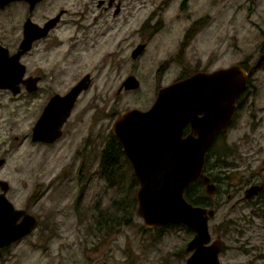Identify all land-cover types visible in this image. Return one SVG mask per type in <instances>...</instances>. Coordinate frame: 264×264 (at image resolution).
I'll list each match as a JSON object with an SVG mask.
<instances>
[{
    "label": "rangeland",
    "instance_id": "rangeland-1",
    "mask_svg": "<svg viewBox=\"0 0 264 264\" xmlns=\"http://www.w3.org/2000/svg\"><path fill=\"white\" fill-rule=\"evenodd\" d=\"M120 1L115 14L99 7L97 0H43L31 16L40 21L65 8L57 32L41 41L38 52L49 45L50 58L58 55L68 87L86 73L92 82L74 112L82 113L81 123L68 125L50 146L23 143L9 159L10 164L18 163L17 174L12 175L18 186L14 199L20 205L32 199L31 211L39 222L0 264H158L162 255L189 254L183 252L193 231L178 222L146 226L136 214L137 199L129 223L108 233L97 224L100 211L114 212L111 202L120 194L101 171L102 154L115 137L116 116L129 108H149L160 87L196 70L253 63L264 42V0ZM27 16L23 0L1 8L0 36L20 33ZM198 19H203L202 26L180 50L186 31ZM56 35L64 38L63 43L50 46ZM104 40L106 45H98ZM144 40L145 49L133 58L132 49ZM24 61L29 70L30 56ZM128 75H134L139 85L119 89ZM214 150L219 153L223 146ZM123 166L128 176L132 174L128 163ZM220 171L219 161L214 180L223 189ZM131 177L124 185L136 197L138 182L131 184ZM221 194L220 190L207 197L215 207L208 227L211 238L220 237L223 243V203L216 204Z\"/></svg>",
    "mask_w": 264,
    "mask_h": 264
},
{
    "label": "water",
    "instance_id": "water-1",
    "mask_svg": "<svg viewBox=\"0 0 264 264\" xmlns=\"http://www.w3.org/2000/svg\"><path fill=\"white\" fill-rule=\"evenodd\" d=\"M11 1L14 0H0V7ZM25 1L32 7L38 0ZM50 24L49 21L40 26L27 17L20 50L9 60L13 62H0L1 83L17 82L23 75L19 55L29 48L33 38L46 34ZM144 46V43L137 44L132 57L140 54ZM259 62L248 71L240 64L198 70L160 87L149 108L125 109L113 123V134L122 144L138 182L136 214L148 227L178 222L191 229L193 235L184 247V253H190L186 264H214L222 250L221 239L211 240L208 227L215 209L193 204L184 191L193 182H201L208 194L217 190L215 181L203 171L205 153L215 135L225 129L247 75ZM88 85L89 74L86 73L61 97L64 102L59 111L60 120L53 129L47 127L46 122L54 112L46 108L34 127L33 138L52 141L59 136L60 125L77 94ZM138 85L134 75H128L121 83L125 89ZM186 124L190 131L183 135ZM14 211L16 216L22 217L19 223L8 222L9 217L2 215L0 210V245L28 234L38 223L34 214L22 209Z\"/></svg>",
    "mask_w": 264,
    "mask_h": 264
},
{
    "label": "flooded vegetation",
    "instance_id": "flooded-vegetation-1",
    "mask_svg": "<svg viewBox=\"0 0 264 264\" xmlns=\"http://www.w3.org/2000/svg\"><path fill=\"white\" fill-rule=\"evenodd\" d=\"M42 1H36L32 7L29 6L27 1L25 2L28 5L27 17L33 22L44 26L50 21L51 24L46 34L33 38L29 48L19 55L18 62L23 64V75L18 78V81L8 80L9 83L7 84L0 82V210L2 215L9 217L7 221L13 223H19L22 218L20 215L16 216L14 210L22 209L28 213H34L31 211L32 199V202L27 200L22 205L14 199L15 193L18 192V186L15 185L12 175L17 174L18 163L10 164L9 159L12 158L13 154L16 155L18 148L23 143L50 146L61 139L66 133L68 125L74 128V122L75 125L81 123L82 113L76 115L74 112L77 110L78 103L81 102L83 92L92 82L91 74L88 73L89 85L77 94L69 114L60 125L61 133L59 136L52 141L33 138L34 127L46 108L54 112V116L47 117V120H49L46 122V126L50 129L55 127L56 122L60 120L59 111L64 102L61 97L83 77L74 78L75 81L68 87L64 84L66 71L62 69L64 66L61 65L58 55L55 54L56 57L53 60L50 58L49 45L38 52L41 41L46 42L55 34V31L57 32L65 11V8L60 7L56 12L44 17L42 20L35 21L31 16ZM187 1L182 0V4ZM11 2L0 7V9ZM97 5L99 7L103 6L105 9L111 8L113 13L116 14L121 8V1L97 0ZM143 25L144 23L141 26ZM56 36V41L51 43L50 46L52 44L60 46L63 43L64 38L60 35ZM23 37V24L20 33H4L0 36V62H13V60L9 61L10 57L20 50ZM140 43L145 44L144 50L147 40ZM43 53H45V56ZM25 56H30L31 68L29 70L24 61ZM254 60L251 64L249 62L235 63L240 64L245 71H248L260 61L257 67L247 75L245 87L235 99L234 108L225 129L215 135L205 153L203 171L213 181H215L213 176L215 175L214 171L217 169V163L220 161L223 164V171L219 172L223 175V189L217 185L218 188L214 193L208 194L205 192L207 197L210 198L217 191L220 192L221 190L222 193L216 204L223 203V243L220 237L214 236L211 240L221 239L223 255H220L221 250L214 264H264V42L259 45ZM44 67H47V69H44ZM46 73L47 75H45ZM46 78H52V80L46 82ZM73 116H75L74 121H72ZM189 131L190 126L186 124L183 135H186ZM116 141L119 142L117 138ZM116 141H110L112 146H117ZM217 145H222L223 151H219V153L215 151ZM120 146L123 151L121 143ZM124 158L133 171L128 158L126 156ZM206 163H208L207 166ZM81 168L82 166L77 170L79 175L81 174ZM101 171L103 173L102 168ZM132 175L134 176L133 172ZM213 208L215 209V207ZM28 234L0 245V259L4 254H10L13 245H16L20 239ZM189 254L162 255L159 257L158 264H186Z\"/></svg>",
    "mask_w": 264,
    "mask_h": 264
},
{
    "label": "trees",
    "instance_id": "trees-1",
    "mask_svg": "<svg viewBox=\"0 0 264 264\" xmlns=\"http://www.w3.org/2000/svg\"><path fill=\"white\" fill-rule=\"evenodd\" d=\"M202 24L203 19H198L192 23L191 27L185 33L184 41L180 46V50L184 49L188 41L196 34ZM189 74L190 73H186L182 77ZM113 140L116 141V138L114 137ZM115 144H117L116 147L112 146L110 142L108 147L104 149L100 163L103 173H106V175L110 178L108 184L114 185L120 190V194L111 202L110 208L113 207L114 212L111 214L108 211H100V215L98 216L99 218L97 220V224H101L103 228H106L107 233L111 229L116 230L119 225L129 223L131 217L134 214V209L136 206V197L134 192L132 191L129 193L128 189L124 185V179L132 176L130 182L131 184H133L135 183V178L132 174L128 176L125 173V167L123 165L127 160L124 158L125 156L120 143L116 141ZM207 165L208 163H206V166ZM123 173L125 174V176ZM204 193V186L201 182L191 183L188 187H186L184 191L185 197L193 204L211 206V202L208 200L207 195ZM172 223L175 222H169L165 224L169 225Z\"/></svg>",
    "mask_w": 264,
    "mask_h": 264
},
{
    "label": "bare ground",
    "instance_id": "bare-ground-1",
    "mask_svg": "<svg viewBox=\"0 0 264 264\" xmlns=\"http://www.w3.org/2000/svg\"><path fill=\"white\" fill-rule=\"evenodd\" d=\"M106 39H108V38H106ZM106 44H107V40H104V41L99 42L98 45H106Z\"/></svg>",
    "mask_w": 264,
    "mask_h": 264
}]
</instances>
